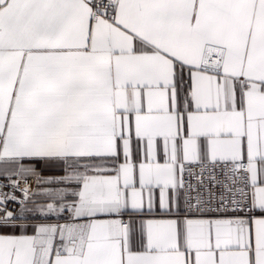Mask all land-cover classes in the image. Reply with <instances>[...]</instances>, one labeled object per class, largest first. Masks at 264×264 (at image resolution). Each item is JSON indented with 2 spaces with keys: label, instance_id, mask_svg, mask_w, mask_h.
Instances as JSON below:
<instances>
[{
  "label": "snow or ice",
  "instance_id": "snow-or-ice-1",
  "mask_svg": "<svg viewBox=\"0 0 264 264\" xmlns=\"http://www.w3.org/2000/svg\"><path fill=\"white\" fill-rule=\"evenodd\" d=\"M0 264H264V0H0Z\"/></svg>",
  "mask_w": 264,
  "mask_h": 264
}]
</instances>
